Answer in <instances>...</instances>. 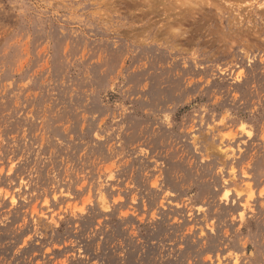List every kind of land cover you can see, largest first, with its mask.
Instances as JSON below:
<instances>
[{"label": "rangeland", "instance_id": "1", "mask_svg": "<svg viewBox=\"0 0 264 264\" xmlns=\"http://www.w3.org/2000/svg\"><path fill=\"white\" fill-rule=\"evenodd\" d=\"M261 3L0 0V264H264Z\"/></svg>", "mask_w": 264, "mask_h": 264}, {"label": "snow or ice", "instance_id": "2", "mask_svg": "<svg viewBox=\"0 0 264 264\" xmlns=\"http://www.w3.org/2000/svg\"><path fill=\"white\" fill-rule=\"evenodd\" d=\"M260 7H261V8H264V3H261V4H260ZM221 123H223V122H221ZM241 128H242V130H243L244 126L242 125ZM248 135H251V133H248Z\"/></svg>", "mask_w": 264, "mask_h": 264}, {"label": "bare ground", "instance_id": "3", "mask_svg": "<svg viewBox=\"0 0 264 264\" xmlns=\"http://www.w3.org/2000/svg\"><path fill=\"white\" fill-rule=\"evenodd\" d=\"M196 4V3H195ZM214 5V4H213ZM160 6V5H159ZM188 6H189V3H188ZM193 6V5H192ZM202 6V5H201ZM153 8H154V6H153ZM152 9V8H151ZM154 9H156V8H154ZM202 9V8H201ZM194 15V14H193ZM174 22V21H173ZM179 28V27H178ZM181 28V27H180ZM178 30V29H177Z\"/></svg>", "mask_w": 264, "mask_h": 264}]
</instances>
